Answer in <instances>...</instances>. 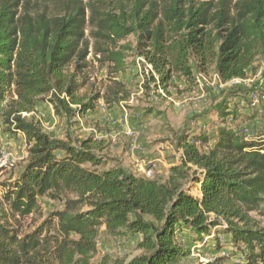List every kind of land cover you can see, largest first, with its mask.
Listing matches in <instances>:
<instances>
[{"label":"trees","instance_id":"16d2710c","mask_svg":"<svg viewBox=\"0 0 264 264\" xmlns=\"http://www.w3.org/2000/svg\"><path fill=\"white\" fill-rule=\"evenodd\" d=\"M92 52L112 77L127 71L130 53L141 58L155 92L213 70L223 83L245 80L264 61V0H122L107 10L82 0H0L2 116L6 132H21L28 145L18 179L1 184L0 264H92L103 228L135 241L141 253L128 264H179L194 244L180 234L203 243L220 227L245 264H264V228L252 216L264 206V140L224 125L212 145L209 131L185 132L181 164L161 181L120 165L100 171V143L60 139L33 118L44 103L73 121L101 99H129L120 85L82 95ZM238 108L225 100L215 111L225 123ZM44 197L64 208L22 234V220L42 217Z\"/></svg>","mask_w":264,"mask_h":264},{"label":"rangeland","instance_id":"374dc122","mask_svg":"<svg viewBox=\"0 0 264 264\" xmlns=\"http://www.w3.org/2000/svg\"><path fill=\"white\" fill-rule=\"evenodd\" d=\"M82 1L93 2L101 9L107 10L118 6L122 0ZM128 41L135 43L134 37H130ZM142 61L130 53L127 58V71L112 77L107 74V69L101 64L98 56L92 52L85 76L87 85L82 95H104L120 85L129 93V99L113 103L111 106L101 99L94 114L73 121L61 120L52 114L51 107L44 103L37 109L33 118L40 121L46 132L60 139L76 143L92 139L95 143H100L96 146L97 151L105 157L107 163L100 171L120 165L137 176L146 177L141 166L146 169L148 166L152 167L150 163L154 162V173L150 179L161 181L168 178L170 164H181L183 151L178 147V139L185 132L198 135L200 131H209L212 145L218 140L216 127L224 125L239 130L246 129L252 136L251 139L264 140L263 60L259 59L255 63L245 80L223 83L213 70L209 75H197L194 82L181 79L178 81L179 87L172 88L170 94L160 88L155 92V86L146 82V75L149 76L150 71ZM255 97L258 98L259 110H263V113L252 108L251 101ZM225 100L237 105L240 115L237 119L226 118L224 123L218 118L215 106ZM6 106L0 105V151L8 158V166L0 169V195L1 184L18 179L23 162L28 157L25 136L6 132L2 116ZM126 126L134 129L137 134L134 137L127 136L124 132ZM190 190L199 195V186L195 183L190 184ZM39 202L42 217L31 216L22 220L19 225L22 234L33 232L48 215L64 208L63 201H54L48 197L41 198ZM252 216L259 226L264 228V206L260 211L252 213ZM223 230V227L215 229L212 236L214 238H207L203 243L195 241L190 232L180 234V240L194 244L191 253L179 264H245V259L228 242ZM97 245L98 252L92 264H128L141 253L134 240L109 236L105 231H101Z\"/></svg>","mask_w":264,"mask_h":264},{"label":"built area","instance_id":"2783aa9c","mask_svg":"<svg viewBox=\"0 0 264 264\" xmlns=\"http://www.w3.org/2000/svg\"><path fill=\"white\" fill-rule=\"evenodd\" d=\"M233 81H240V79L233 80ZM7 103H8V100L5 99L4 101L1 102L0 105L4 107V106L7 105ZM251 106H252V108L259 110V100H258V98L255 97V98L252 99ZM51 110L53 111L52 107H51ZM259 112L263 113V110H259ZM23 116L24 117H28L29 115L25 113V114H23ZM241 131L245 134L246 139L251 140L252 136L250 134H248L249 133L248 130L242 129ZM19 133L22 134L21 132H19ZM125 134L127 136H129V137H134L137 134V132L134 129L127 127L125 129ZM206 150H208V148H206ZM7 163H8V158L6 157V155L3 152L0 151V168L3 169L6 166H8ZM150 164H152V167L148 166L146 169H145V167L141 166L142 171H144V174H145V176L147 178H151L153 173H154V166H155L154 162H152ZM193 248H195V247H193ZM240 256L244 258V255L242 253L240 254Z\"/></svg>","mask_w":264,"mask_h":264},{"label":"crops","instance_id":"0c3cea01","mask_svg":"<svg viewBox=\"0 0 264 264\" xmlns=\"http://www.w3.org/2000/svg\"><path fill=\"white\" fill-rule=\"evenodd\" d=\"M51 113L54 114V112H53L52 110H51ZM128 127H129V126H128ZM126 128H127V126H126ZM126 128H125V129H126ZM124 132H125V130H124ZM47 133H48V132H47ZM49 134L53 135L52 133H49ZM53 136H56V135H53ZM171 167H172V166H171V164H170V165L168 166V168H171ZM102 231H105V228H103Z\"/></svg>","mask_w":264,"mask_h":264}]
</instances>
